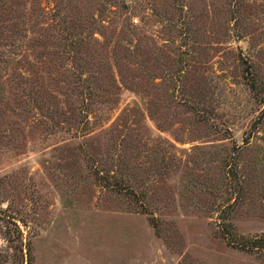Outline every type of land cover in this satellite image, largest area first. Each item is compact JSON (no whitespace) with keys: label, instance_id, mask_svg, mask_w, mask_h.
I'll list each match as a JSON object with an SVG mask.
<instances>
[{"label":"rangeland","instance_id":"rangeland-1","mask_svg":"<svg viewBox=\"0 0 264 264\" xmlns=\"http://www.w3.org/2000/svg\"><path fill=\"white\" fill-rule=\"evenodd\" d=\"M115 1L99 31L112 44L133 30L126 66L142 89L99 104L93 132L137 109L124 146L29 126L21 62L0 57V248L19 231L31 264H264L237 245L264 238V0ZM36 5L45 25L51 0ZM103 168L117 171L108 186Z\"/></svg>","mask_w":264,"mask_h":264},{"label":"trees","instance_id":"trees-1","mask_svg":"<svg viewBox=\"0 0 264 264\" xmlns=\"http://www.w3.org/2000/svg\"><path fill=\"white\" fill-rule=\"evenodd\" d=\"M51 3L49 21L43 25L40 22L44 17L35 8L36 0H0L3 48L0 57L20 60L23 69L17 76L21 119L47 133L63 127L71 132L70 137L80 136L85 142L97 138L98 132H106L107 138H114L119 146L140 137L139 132L133 131L137 129L134 123L139 121L137 109L121 111L105 128L93 132L108 118L109 109L103 110L99 104L117 103L121 87L139 92L142 89L126 66L138 50L135 44H130L133 30L126 25V31H117L112 44L99 31L100 17L116 13L123 5H116L115 0H51ZM18 54L16 60L9 58ZM118 150L120 160L125 151L123 147ZM86 155L94 159L93 152ZM97 172L103 179L102 185L108 186L106 177L116 176L117 171L103 168ZM112 185L118 190L129 187L121 177L115 178ZM19 234L18 231L13 239L4 238L6 246L0 248V264L32 263L30 244H22ZM237 245L264 251V238H248Z\"/></svg>","mask_w":264,"mask_h":264}]
</instances>
